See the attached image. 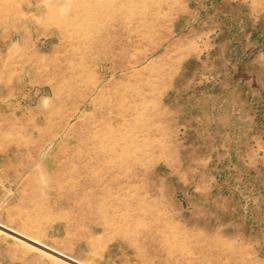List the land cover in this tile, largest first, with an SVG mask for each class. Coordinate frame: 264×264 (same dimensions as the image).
Here are the masks:
<instances>
[{
    "label": "rangeland",
    "instance_id": "1",
    "mask_svg": "<svg viewBox=\"0 0 264 264\" xmlns=\"http://www.w3.org/2000/svg\"><path fill=\"white\" fill-rule=\"evenodd\" d=\"M0 264H264V0H0Z\"/></svg>",
    "mask_w": 264,
    "mask_h": 264
}]
</instances>
